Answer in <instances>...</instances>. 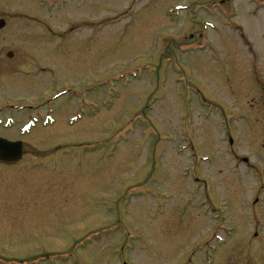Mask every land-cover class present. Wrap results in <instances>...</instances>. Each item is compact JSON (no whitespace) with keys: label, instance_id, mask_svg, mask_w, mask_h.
<instances>
[{"label":"rangeland","instance_id":"obj_1","mask_svg":"<svg viewBox=\"0 0 264 264\" xmlns=\"http://www.w3.org/2000/svg\"><path fill=\"white\" fill-rule=\"evenodd\" d=\"M178 1L0 0V264H264V0Z\"/></svg>","mask_w":264,"mask_h":264},{"label":"flooded vegetation","instance_id":"obj_2","mask_svg":"<svg viewBox=\"0 0 264 264\" xmlns=\"http://www.w3.org/2000/svg\"><path fill=\"white\" fill-rule=\"evenodd\" d=\"M231 1L232 0H213V1H211V3H209V4H203V3H195V2H190V3H183V2H181V1H178L177 3V5H180V6H182L185 10H190V9H192V7H194V6H197V8L199 9V7H201V9H204V10H206L204 7H208L209 9L207 10L208 12H213V11H215L216 9L218 10V13L219 12H221V13H224V15H226V8H228L229 7V5H230V3H231ZM201 24V23H200ZM201 27H200V29L202 30V31H204L205 30V27L203 26V24H201L200 25ZM201 38H203V33H199V39H201ZM180 82H182V80H180ZM196 92V91H195ZM197 92H198V90H197ZM195 101H197L196 99H195ZM204 103V102H203ZM0 108H1V106H0ZM191 108H193V107H191ZM1 112V111H0ZM207 114H209L208 112H206V114L205 115H207ZM207 118H208V116H207ZM224 118V117H223ZM0 124H1V122H0ZM182 127V126H181ZM181 129H184V127H182ZM182 131V130H181ZM182 132H184V131H182ZM182 134V133H181ZM196 156V155H195ZM23 158H24V152H23ZM22 158V159H23ZM195 160V165H198L197 164V159H194ZM22 161V160H21ZM20 161V162H21ZM19 162V163H20ZM12 166V165H11ZM15 166V165H14ZM185 171H189L188 169H185ZM197 173V170H193L192 171V177L194 178V174H196ZM192 177H191V179H192ZM196 177V176H195ZM197 178V177H196ZM195 178V182H198L197 181V179ZM257 202H258V200H256L255 201V203L257 204ZM204 205L203 206H206V209L207 210H211L210 211V213L208 212V214H210L212 217V219H215V214H217L218 213V210L219 209H221V208H223V207H213V205H212V196L209 194V193H207V194H205V201H204ZM225 207V206H224ZM216 211H215V210ZM222 219H224V217L222 218ZM257 235V234H256Z\"/></svg>","mask_w":264,"mask_h":264},{"label":"water","instance_id":"obj_3","mask_svg":"<svg viewBox=\"0 0 264 264\" xmlns=\"http://www.w3.org/2000/svg\"><path fill=\"white\" fill-rule=\"evenodd\" d=\"M4 27V22H0V29ZM22 156V144L19 142H9L0 139V161L6 164L17 162Z\"/></svg>","mask_w":264,"mask_h":264},{"label":"bare ground","instance_id":"obj_4","mask_svg":"<svg viewBox=\"0 0 264 264\" xmlns=\"http://www.w3.org/2000/svg\"><path fill=\"white\" fill-rule=\"evenodd\" d=\"M34 131H31V133H33Z\"/></svg>","mask_w":264,"mask_h":264}]
</instances>
